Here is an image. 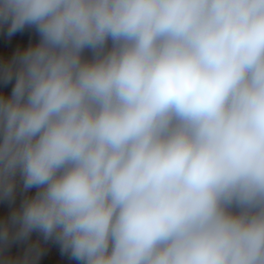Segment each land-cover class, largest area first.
Here are the masks:
<instances>
[{"label":"clouds","instance_id":"clouds-1","mask_svg":"<svg viewBox=\"0 0 264 264\" xmlns=\"http://www.w3.org/2000/svg\"><path fill=\"white\" fill-rule=\"evenodd\" d=\"M0 28L38 36L0 60V264H264V0H0Z\"/></svg>","mask_w":264,"mask_h":264},{"label":"crops","instance_id":"crops-1","mask_svg":"<svg viewBox=\"0 0 264 264\" xmlns=\"http://www.w3.org/2000/svg\"><path fill=\"white\" fill-rule=\"evenodd\" d=\"M37 39L38 36L33 29L26 28L23 32H18L9 38L6 34V29L0 28V57L4 55L12 56L18 48L35 42ZM18 202L19 196L17 198V203ZM6 210L5 201H0V215L5 214ZM19 251L20 249L14 251V253ZM35 264H77V262L68 254L62 253L58 243L55 241H48L44 243L43 252Z\"/></svg>","mask_w":264,"mask_h":264},{"label":"built area","instance_id":"built-area-1","mask_svg":"<svg viewBox=\"0 0 264 264\" xmlns=\"http://www.w3.org/2000/svg\"><path fill=\"white\" fill-rule=\"evenodd\" d=\"M11 56L10 55H4V56H2V57H0V60H2V59H4V58H10ZM5 205H6V208H7V210H6V213H8V212H10V210H11V206L12 205H10L8 202H6L5 201ZM20 248H19V246H16V247H14L13 249H12V251L14 252V251H17V250H19Z\"/></svg>","mask_w":264,"mask_h":264}]
</instances>
